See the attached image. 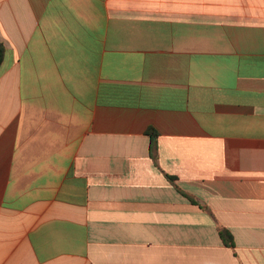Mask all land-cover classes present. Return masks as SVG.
<instances>
[{"label": "crops", "instance_id": "obj_1", "mask_svg": "<svg viewBox=\"0 0 264 264\" xmlns=\"http://www.w3.org/2000/svg\"><path fill=\"white\" fill-rule=\"evenodd\" d=\"M0 44V264H264V0H0Z\"/></svg>", "mask_w": 264, "mask_h": 264}, {"label": "trees", "instance_id": "obj_2", "mask_svg": "<svg viewBox=\"0 0 264 264\" xmlns=\"http://www.w3.org/2000/svg\"><path fill=\"white\" fill-rule=\"evenodd\" d=\"M3 57H4V49L2 45L0 44V66L3 62ZM219 233L225 245L231 248L235 247L234 237L232 236L229 230L224 229V228H219Z\"/></svg>", "mask_w": 264, "mask_h": 264}]
</instances>
